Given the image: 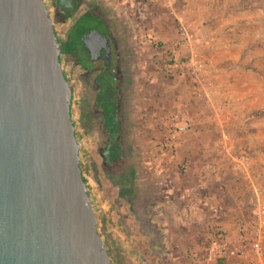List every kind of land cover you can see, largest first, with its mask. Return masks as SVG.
<instances>
[{"label":"rangeland","instance_id":"1","mask_svg":"<svg viewBox=\"0 0 264 264\" xmlns=\"http://www.w3.org/2000/svg\"><path fill=\"white\" fill-rule=\"evenodd\" d=\"M45 2L56 35L64 38L73 10L66 5L58 9L54 0ZM89 2L99 4L126 30L132 58L128 145L117 161L108 153L105 136L86 131L90 119L81 115V82L71 74L67 79L77 84L71 116L80 144V166L87 184L93 182V194H99L94 199L89 187L99 233L114 252L111 258L116 264H227L223 247L230 239L217 243L211 231L220 211L238 235V223L252 217L256 190L264 194V0H177L176 17L170 16L164 0ZM86 10L82 2L79 14ZM56 17L70 21L58 23ZM92 20L97 25L96 18ZM178 20L192 29L213 98L230 113L229 122L220 123L211 116L196 122L206 111L181 72L186 58L174 48ZM74 37L80 39L78 34ZM185 106L194 127L183 133L172 131L167 125L170 116L180 114ZM223 131L233 141V154L256 163L253 184L220 150ZM155 146L160 156L152 151ZM165 150L168 156L163 157ZM196 175L204 185H197L193 193L206 194L217 213L213 223L209 215L214 211L206 210L199 230L191 231L190 212L181 208L177 196L182 195L183 183ZM169 199L173 200L169 207L178 216L174 219L164 209ZM195 242L209 249L192 247ZM217 245L222 248L218 256Z\"/></svg>","mask_w":264,"mask_h":264},{"label":"water","instance_id":"2","mask_svg":"<svg viewBox=\"0 0 264 264\" xmlns=\"http://www.w3.org/2000/svg\"><path fill=\"white\" fill-rule=\"evenodd\" d=\"M59 46L45 0H0V264H116L82 174Z\"/></svg>","mask_w":264,"mask_h":264},{"label":"flooded vegetation","instance_id":"3","mask_svg":"<svg viewBox=\"0 0 264 264\" xmlns=\"http://www.w3.org/2000/svg\"><path fill=\"white\" fill-rule=\"evenodd\" d=\"M78 1L66 0L64 3L73 10L69 17L71 21L64 18L60 21L56 17L58 23L70 21L64 38L57 33L60 62L67 79L71 74L81 82V115L90 119L86 131L105 136L108 153L117 161L123 156L122 148H127L130 130L133 75L132 58L126 41L128 33L115 20H111L97 3L81 0L87 10L79 14L82 3L76 7ZM60 15L64 16V13ZM95 18L97 25L92 20ZM74 34H78L80 39L76 40ZM70 83L75 94L77 84L72 80ZM112 250L110 248L113 255Z\"/></svg>","mask_w":264,"mask_h":264},{"label":"built area","instance_id":"4","mask_svg":"<svg viewBox=\"0 0 264 264\" xmlns=\"http://www.w3.org/2000/svg\"><path fill=\"white\" fill-rule=\"evenodd\" d=\"M177 0H164V5L168 9L170 16L176 17L175 5ZM201 41H204L202 39ZM195 38L192 29L184 22L178 20L177 36L174 42V48L184 52L186 63L181 67L182 75L190 80L194 87L196 98L203 104L206 113L199 117L196 122L206 121L207 116L220 123L229 122L230 113L218 106L210 90L209 76L204 65L201 62L200 55L194 48ZM187 107L185 106L180 114L170 116L169 128L172 131L183 133L190 131L195 121L188 117ZM210 119V120H211ZM220 150L232 158L235 168L241 172L253 184L256 180L252 177L254 174L255 162L241 155L233 154L234 144L228 133L222 132L220 140ZM92 197L99 198V194H93V182L88 180ZM257 200L250 221L239 222L237 225L238 245L236 255L239 264H264V194L256 190ZM212 236L217 242L224 241L227 238L223 225L219 222L211 229Z\"/></svg>","mask_w":264,"mask_h":264},{"label":"crops","instance_id":"5","mask_svg":"<svg viewBox=\"0 0 264 264\" xmlns=\"http://www.w3.org/2000/svg\"><path fill=\"white\" fill-rule=\"evenodd\" d=\"M168 137V135L166 136ZM170 137V136H169ZM171 141V140H170ZM105 144V142H104ZM167 145H165V147H167ZM156 147V146H155ZM159 149L154 148L152 149V151L154 153H156L155 155L156 156H160L159 155ZM168 156L167 154V151L165 150V153L164 155H162L163 157L164 156ZM168 158V157H167ZM139 166H142L140 164V162L138 163ZM201 176H198L196 175V177H193V181L189 182L190 180H187L186 182L183 183L182 185V190L183 192L181 193L182 195L181 196H177V198H179L180 203H181V208L185 211H188L190 212L188 214V216H190L189 218V221H188V226L190 228L191 231L193 230H196L198 231L199 228H198V224H201L202 222V218H204V215L207 216V212L206 210L208 211H214L213 213H211V215H208L211 216V219L214 217H216V213H217V210L216 208H213L211 203L209 202V197H206V194H197L195 195L193 192H194V188L198 187L197 185H204V181L202 182V180L199 178ZM190 178V176H189ZM195 179H198V180H195ZM173 202L172 199H169L166 201L165 205H164V209L166 210V214L167 216H169L170 218H176L178 217L175 213L172 212L171 210V207H169V205ZM223 212L222 210L220 211V215H219V221L220 223L223 225L225 231H226V235H227V238L230 239L228 240V244L229 245H225L223 247L224 251H223V254L225 255L227 261L226 263L227 264H234L233 260L230 261L231 259H235L236 263L239 262L238 259L236 258V250H235V246L238 245V242H237V239H236V242L235 240L233 241L234 238L238 237L237 233H236V229L234 228V226L232 225V223H230L229 219H226V217H224V215H222ZM213 218L212 222L214 223L215 222V219ZM218 221V222H219ZM197 226V227H195ZM218 243V242H217ZM191 246V245H190ZM203 246V244H197L196 242L193 244L192 247H197L199 249H201ZM204 252L207 251L209 249V247L207 245H204ZM221 248V247H220ZM219 246L217 245V256L219 254ZM222 249V248H221ZM215 250V249H214ZM215 251V253H216ZM207 254V253H205Z\"/></svg>","mask_w":264,"mask_h":264},{"label":"trees","instance_id":"6","mask_svg":"<svg viewBox=\"0 0 264 264\" xmlns=\"http://www.w3.org/2000/svg\"><path fill=\"white\" fill-rule=\"evenodd\" d=\"M54 2H55V4L57 5L58 9H59V8H60V9L65 8V5H64V3H63L62 0H54ZM81 3H82L81 0H79V1L76 3V5H77L76 7L80 6ZM60 13L63 14V11H61ZM64 19H66V18L64 17ZM71 87H72V85H71ZM85 181H86V180H85ZM109 252H110V250H109ZM110 255H111V253H110ZM111 256H112V255H111Z\"/></svg>","mask_w":264,"mask_h":264}]
</instances>
